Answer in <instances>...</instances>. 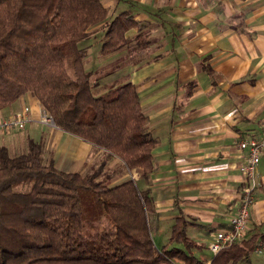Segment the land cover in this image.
<instances>
[{
	"label": "crops",
	"instance_id": "1",
	"mask_svg": "<svg viewBox=\"0 0 264 264\" xmlns=\"http://www.w3.org/2000/svg\"><path fill=\"white\" fill-rule=\"evenodd\" d=\"M102 1L110 17L128 10L140 25L126 32V48L104 58L94 55L88 69L100 85L135 84L148 128L158 139L153 171L144 178L141 169H127L89 141L41 124V105L29 93L0 111L8 115L28 105L31 117L23 129L0 132V146H21L25 133L27 142L33 139L51 151L54 165L64 171H93L101 158L106 173L100 175L109 184L131 178L148 190L147 221L155 246L184 255L160 264H210L214 253L208 241L229 226L239 205L246 151L238 142L264 134V0ZM140 32L141 47L135 39ZM132 42L140 50L131 54ZM109 64L114 68L101 69ZM256 178L245 238L264 232V153ZM181 219L189 246L170 239ZM106 223L103 217L101 224ZM230 264H264V241L246 259Z\"/></svg>",
	"mask_w": 264,
	"mask_h": 264
},
{
	"label": "trees",
	"instance_id": "2",
	"mask_svg": "<svg viewBox=\"0 0 264 264\" xmlns=\"http://www.w3.org/2000/svg\"><path fill=\"white\" fill-rule=\"evenodd\" d=\"M108 13L102 0H0V111L29 93L57 127L148 178L158 139L135 84L112 83L96 92L86 67L83 42L96 25L103 29L97 40L102 57L126 48V32L140 25L128 10ZM135 39L144 45L142 32ZM42 151L33 139L13 155L0 146V264H160L184 257L155 246L148 190L131 178L111 185L100 169L64 171L51 158L44 162ZM170 239L190 245L183 219ZM258 241L264 232L220 249L210 264L244 260Z\"/></svg>",
	"mask_w": 264,
	"mask_h": 264
},
{
	"label": "built area",
	"instance_id": "3",
	"mask_svg": "<svg viewBox=\"0 0 264 264\" xmlns=\"http://www.w3.org/2000/svg\"><path fill=\"white\" fill-rule=\"evenodd\" d=\"M30 107L24 105L20 110L8 115H0V132H12L23 129L27 122L31 121ZM41 119L39 121L48 126H55L50 114L40 106ZM238 147L246 153L241 164L240 171L244 177V185L240 191L239 206L237 211L229 218V226L214 233L208 241V248L215 254L220 249L245 238L247 223L249 220V208L251 197L258 181L256 178L257 166L264 153V134L249 135L238 142Z\"/></svg>",
	"mask_w": 264,
	"mask_h": 264
},
{
	"label": "rangeland",
	"instance_id": "4",
	"mask_svg": "<svg viewBox=\"0 0 264 264\" xmlns=\"http://www.w3.org/2000/svg\"><path fill=\"white\" fill-rule=\"evenodd\" d=\"M108 15H109V13H108ZM91 32H94L95 34L91 37V39L90 40H87V41H85V42H83V45H85V47L87 48V59H86V67L88 68L89 67V65H90V59L92 58V57H94V55H98V56H100L101 58H104V57H102L101 56V54H99V48H100V42H98L97 40H102V38H103V29H102V24H98V25H96V27H94V29L91 31ZM97 41V42H96ZM95 45H96V48L94 49V47H95ZM138 50H140V48L139 47H137V46H134V44H133V42H132V46H131V48H130V52H131V54L133 53V52H135V51H138ZM123 63V61L122 62H119V63H117V65L116 66H118L119 64H122ZM136 64V63H135ZM137 65V64H136ZM112 67V69L114 68V66H112L111 64H109V65H105V66H102L101 67V69L102 68H109V67ZM105 69H103V71H104ZM93 77H94V79H95V84H96V87L94 88V90L96 91V92H99V91H103L104 89H105V87H107V85H108V83L106 82V83H104L103 85H100V78L99 77H97V74H94L93 75ZM39 119H41V115L39 114V117H38V121H39ZM40 122V121H39ZM41 123V122H40ZM41 124H43V123H41ZM43 125H45V124H43ZM24 140V141H21V146H18V147H14V148H9V150H8V152L11 154V155H13V154H17V153H20V152H22V151H24V149L26 148V142H27V139H26V135H25V133L24 134H22V137L20 138V140ZM41 157H42V159H43V161L45 162V161H47L49 158H51V159H53V157H52V155H51V151H48V150H43L42 151V153H41ZM103 158H104V156H103ZM95 161V160H94ZM104 161H106V160H104ZM102 162V160H101V158L100 159H98V160H96L95 162H93V164H92V167H94V169H97V168H99V167H101L100 166V163ZM99 165V166H98ZM56 166V165H55ZM98 166V167H97ZM93 169V170H94ZM91 170L92 169H88V172H91ZM102 170H105V167L104 166H102L101 167V171ZM102 173H106V172H103L102 171ZM243 176V175H242ZM100 177H103L102 175L100 176ZM99 177V178H100ZM243 180H244V177H243ZM243 185H244V181H243ZM18 188H21V187H18ZM240 197V196H239ZM253 199H254V192H253V194H252V197H251V200L253 201ZM239 206V205H238ZM152 230H153V228H151ZM180 264V263H179Z\"/></svg>",
	"mask_w": 264,
	"mask_h": 264
}]
</instances>
